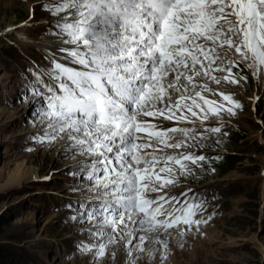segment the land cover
I'll list each match as a JSON object with an SVG mask.
<instances>
[{
	"label": "snow or ice",
	"instance_id": "6c2138e0",
	"mask_svg": "<svg viewBox=\"0 0 264 264\" xmlns=\"http://www.w3.org/2000/svg\"><path fill=\"white\" fill-rule=\"evenodd\" d=\"M42 6L55 17L52 34L63 56L54 52L51 67L33 72L30 89L43 103L34 113L41 131L31 139L59 141L61 155L81 157L67 173L76 178L69 192L78 194L67 205L69 219L98 238L81 251L94 250L98 261L111 249L114 261L123 241L126 264H137L141 254L148 264L157 254L166 264L171 231L179 240L205 222L195 219L204 201L189 195L191 188L179 196L170 191L209 160L189 149L210 147L209 134L219 144L223 116L242 107L220 85L246 82L233 73L240 65L257 82L264 76V0ZM212 119L218 126L206 125ZM165 121L175 123L164 127Z\"/></svg>",
	"mask_w": 264,
	"mask_h": 264
},
{
	"label": "rangeland",
	"instance_id": "374dc122",
	"mask_svg": "<svg viewBox=\"0 0 264 264\" xmlns=\"http://www.w3.org/2000/svg\"><path fill=\"white\" fill-rule=\"evenodd\" d=\"M44 2L0 0V244L12 253L11 264H126L123 241L115 246L114 261L111 249L98 261L94 250L81 251L98 240L81 230L85 224L69 219L74 212L67 205L78 194L69 192L76 178L67 173L81 157L61 155L59 141L41 145L31 139L41 131L34 113L43 103L30 89L33 72L51 67L42 44L59 40ZM237 71L247 77L242 87L222 83L220 90L242 107L223 116L219 144L209 134L210 147L189 149L209 157L203 171L195 168L194 177H181L170 189L179 196L191 188L189 195L203 199L195 219L205 222L179 240L171 231L166 264H264V76L257 82L243 65ZM162 126L170 127L167 121ZM22 162V180L10 184ZM137 264H148L143 254ZM151 264H159L158 254Z\"/></svg>",
	"mask_w": 264,
	"mask_h": 264
},
{
	"label": "bare ground",
	"instance_id": "6f19581e",
	"mask_svg": "<svg viewBox=\"0 0 264 264\" xmlns=\"http://www.w3.org/2000/svg\"><path fill=\"white\" fill-rule=\"evenodd\" d=\"M61 41L60 40H56V41H48L45 42L44 44H42V48H44V50L46 51L47 54H49L50 58H53V53L55 52L57 56L62 57L63 53L58 52L57 47L58 45H60ZM24 162L19 163L15 170L13 171V173L11 174L10 177V184L12 183H18L22 180L23 174L20 172L24 167L23 165Z\"/></svg>",
	"mask_w": 264,
	"mask_h": 264
},
{
	"label": "trees",
	"instance_id": "16d2710c",
	"mask_svg": "<svg viewBox=\"0 0 264 264\" xmlns=\"http://www.w3.org/2000/svg\"><path fill=\"white\" fill-rule=\"evenodd\" d=\"M2 234V229L0 228V236ZM14 261V257L12 253L4 248L3 245L0 244V264H11Z\"/></svg>",
	"mask_w": 264,
	"mask_h": 264
}]
</instances>
